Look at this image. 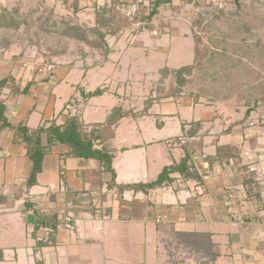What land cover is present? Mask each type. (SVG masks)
<instances>
[{
  "label": "crops",
  "instance_id": "crops-1",
  "mask_svg": "<svg viewBox=\"0 0 264 264\" xmlns=\"http://www.w3.org/2000/svg\"><path fill=\"white\" fill-rule=\"evenodd\" d=\"M184 44L183 50L173 45L159 52V73H151L149 63L139 72L133 60L123 76L129 79L119 78L124 88L108 87L105 66L85 72L62 67L48 82L36 75L27 94L0 92L12 126L22 120L32 129L63 125L79 115L99 133L95 147L114 153L116 183L111 185L113 175L98 159L70 155L69 146L56 143L28 188L26 146L14 141L12 128L0 130V264H139L134 245L150 248L148 264H264V128L213 122L204 104L170 89L174 74H163L193 61L192 46ZM96 70L104 77L96 88L105 93L65 106L72 97L81 101V90L96 89L81 85ZM141 74L149 85L157 82L145 106H136ZM16 77L24 85L32 76ZM114 108L120 115L109 123ZM42 139L47 144L46 133ZM187 153L192 173L175 169L164 184L139 187L179 165ZM250 178L260 199L246 184ZM126 184L134 186L119 192ZM36 209L48 226L37 228Z\"/></svg>",
  "mask_w": 264,
  "mask_h": 264
},
{
  "label": "rangeland",
  "instance_id": "rangeland-1",
  "mask_svg": "<svg viewBox=\"0 0 264 264\" xmlns=\"http://www.w3.org/2000/svg\"><path fill=\"white\" fill-rule=\"evenodd\" d=\"M131 1L0 0V79L20 80L19 74L32 79L40 73L42 82H48L59 70L61 75L62 67L85 72L105 66L108 87L124 88V78H129L123 76L133 60L139 72L149 63L148 70L159 73V52L173 45L183 50L188 41L193 61L187 64L192 69L183 87L186 100L204 104L213 122L246 121L247 127L264 128V0H175L160 5L140 30L121 11L122 2ZM135 1L143 17L152 10V0ZM79 73L74 74L78 82ZM103 79L96 70L81 85L95 89ZM135 82L136 106H145L143 99L157 80L149 85L141 74ZM171 82L168 88L174 90L176 83ZM82 101L72 97L65 106H80ZM133 247L139 264H148L145 254L150 248Z\"/></svg>",
  "mask_w": 264,
  "mask_h": 264
},
{
  "label": "trees",
  "instance_id": "trees-1",
  "mask_svg": "<svg viewBox=\"0 0 264 264\" xmlns=\"http://www.w3.org/2000/svg\"><path fill=\"white\" fill-rule=\"evenodd\" d=\"M153 7L150 13L147 16H144L143 19L147 20L148 23L153 20V18L158 14L160 5L164 3H169L172 0H152ZM239 2V0H235ZM104 36L103 34H101ZM108 47V46H107ZM192 66L186 65L180 68H174L172 70L174 77L176 79V93H181L183 91V87L187 82V75L191 73ZM37 82V79L33 77L29 81H27L24 85L21 84V79L17 80L13 76H8L0 79V91L5 88L10 89V93L13 96L27 94L30 86ZM82 96L85 99H89L95 96H100L105 93L103 88H96L95 90L85 92L81 90ZM154 98H151L148 102H153ZM6 101L0 97V130L10 127L13 129L14 141L26 146L27 155L29 160V171L27 176V187L30 188L37 183V176L43 169V163L45 156L50 151L51 147L56 144H64L70 147V155H75L77 157L83 158H96L100 161L102 167L112 173L113 180L111 185H115V171L113 168V159L114 153L109 152L104 149H98L95 147V141L99 138V133L93 128L90 133V137L87 136V127L79 117V115L70 116L63 125H56L52 123L49 127L40 126L38 128H30L27 125L26 120H22L18 125L12 126L10 121L5 115L6 111ZM120 110L118 108H114L112 114L108 118V122L112 123L117 114L120 115ZM46 133L48 136L47 144L43 143V134ZM191 160V155L187 153L182 162L174 166L172 168L168 167L163 170L159 178L149 184H139V187L144 188H153L156 186H160L164 184L166 181L170 180L169 174L172 170L179 169L182 173H192L190 172L191 164L189 161ZM207 160H210L211 163H215L218 160L215 157H209ZM227 161L229 159H226ZM222 161L221 159L219 160ZM248 169V167L246 168ZM189 171V172H187ZM253 180L247 179L246 184L250 189L254 190V194L261 198L260 189L257 186L252 185ZM134 185L126 184L119 185V192H122L127 187H131ZM136 186V185H135ZM251 190V191H252ZM250 192V190H249ZM37 217V228L45 227L49 225V220H46V215L44 212L39 210H35ZM51 222V221H50ZM58 225L57 218L52 222L51 228L56 229Z\"/></svg>",
  "mask_w": 264,
  "mask_h": 264
},
{
  "label": "built area",
  "instance_id": "built-area-1",
  "mask_svg": "<svg viewBox=\"0 0 264 264\" xmlns=\"http://www.w3.org/2000/svg\"><path fill=\"white\" fill-rule=\"evenodd\" d=\"M122 1H124V0H122ZM121 11L126 15L128 20L131 23H133L134 26L137 27L135 29L140 30V29H143L147 25L148 21L143 19L140 5L135 0H133L131 2H126V3L122 2ZM152 32L154 35L158 34L157 29H154ZM87 129H88V131H91L93 129V127L89 126V128H87Z\"/></svg>",
  "mask_w": 264,
  "mask_h": 264
}]
</instances>
